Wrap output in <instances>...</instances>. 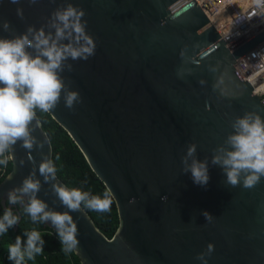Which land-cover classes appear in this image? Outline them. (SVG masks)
Segmentation results:
<instances>
[{
	"label": "water",
	"instance_id": "1",
	"mask_svg": "<svg viewBox=\"0 0 264 264\" xmlns=\"http://www.w3.org/2000/svg\"><path fill=\"white\" fill-rule=\"evenodd\" d=\"M67 3L85 12L95 54L69 60L72 71L62 76L80 101L68 109L62 95L48 115L104 181L118 214L108 237L83 207L69 213L78 228L79 264H201L196 256L209 244L208 264H264V177L251 189L232 187L211 164L237 116L264 118V105L234 69L237 53L195 0H0V22L11 24V31L0 27V37L45 26ZM36 121L37 115L30 125L33 148L17 142L8 151L12 166L0 180V203L35 174L38 197L64 212L39 174L51 147ZM190 144L198 159H208L206 186L182 172ZM53 182L67 186L57 176ZM203 211L213 216L210 222Z\"/></svg>",
	"mask_w": 264,
	"mask_h": 264
},
{
	"label": "clouds",
	"instance_id": "2",
	"mask_svg": "<svg viewBox=\"0 0 264 264\" xmlns=\"http://www.w3.org/2000/svg\"><path fill=\"white\" fill-rule=\"evenodd\" d=\"M20 4V0H9ZM255 8L264 10V0H251ZM30 4L37 0H29ZM16 15L23 19V9L16 8ZM85 12L67 3L57 7L47 24L37 29L28 26L22 34L11 38L0 37V165L7 166L5 153L17 142L31 150L37 143L31 134L30 125L36 118V110L48 113L60 103L62 95L65 107L73 109L80 101L79 93L70 90L62 73L72 71L69 60H88L95 54V43L87 33ZM4 31H11V24L0 22ZM47 29V31H46ZM210 71H215L211 68ZM203 85L205 81L201 80ZM216 87V86H214ZM39 124V121H36ZM233 131L224 143L213 149L211 164L219 166L226 176L225 183L236 187L241 185L251 189L264 177V118L255 112H245L231 122ZM195 144L187 146L181 158L183 173H191L193 182L206 186L209 181L208 159L200 160ZM59 159V157H57ZM10 160V159H9ZM39 174L45 183H51V192L67 211L53 210L38 193L41 183L35 174L26 177L19 187L7 193L10 205H19L33 224H48L56 230V235L65 254L78 248V228L70 212L83 208L100 213H108L112 206V193L92 194L81 188L67 187L53 182L56 166L51 159H43L39 164ZM206 221L212 220L208 211L201 213ZM20 216L11 207H6L0 216V236L17 226ZM45 240L36 228L25 230L23 236H16L14 243L7 246L8 260L12 264H26L44 252ZM214 246L198 253L196 259L208 264Z\"/></svg>",
	"mask_w": 264,
	"mask_h": 264
},
{
	"label": "trees",
	"instance_id": "3",
	"mask_svg": "<svg viewBox=\"0 0 264 264\" xmlns=\"http://www.w3.org/2000/svg\"><path fill=\"white\" fill-rule=\"evenodd\" d=\"M36 113L42 129L49 139L51 160L57 169L56 176L68 187L81 188L84 191H90L92 194H102L105 190H108L104 181L86 164L83 156L65 130L48 113L41 112L39 109L36 110ZM6 155L9 156V153L7 152ZM11 166L12 164L9 159L7 166L0 165V168L4 167L3 171L0 170V180L9 172ZM84 209L95 224L108 237H111L118 225L117 207L113 197L111 211L108 213ZM20 211L21 217L19 223L4 235L3 242L0 245L2 247L0 264H12L8 260L7 246L14 243L16 236H23L25 230H31L32 228H36L41 232L46 243L44 252L37 256L35 260L27 261L26 264H79V260L73 252L65 254L62 251V246L55 230L43 224H33L30 217L23 213L22 208H20Z\"/></svg>",
	"mask_w": 264,
	"mask_h": 264
},
{
	"label": "built area",
	"instance_id": "4",
	"mask_svg": "<svg viewBox=\"0 0 264 264\" xmlns=\"http://www.w3.org/2000/svg\"><path fill=\"white\" fill-rule=\"evenodd\" d=\"M195 1L229 50L237 53L234 69L264 105V10L255 8L251 0Z\"/></svg>",
	"mask_w": 264,
	"mask_h": 264
},
{
	"label": "flooded vegetation",
	"instance_id": "5",
	"mask_svg": "<svg viewBox=\"0 0 264 264\" xmlns=\"http://www.w3.org/2000/svg\"><path fill=\"white\" fill-rule=\"evenodd\" d=\"M5 202H6L5 205H3V203H0V216L3 215V212L6 207H11L13 212L21 217V211H20L21 207L19 205H8V198H6ZM3 239H4V235L0 236V245L3 242ZM1 251H2V247L0 246V253Z\"/></svg>",
	"mask_w": 264,
	"mask_h": 264
}]
</instances>
